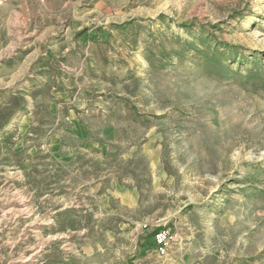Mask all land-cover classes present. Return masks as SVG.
Instances as JSON below:
<instances>
[{
    "label": "rangeland",
    "instance_id": "rangeland-1",
    "mask_svg": "<svg viewBox=\"0 0 264 264\" xmlns=\"http://www.w3.org/2000/svg\"><path fill=\"white\" fill-rule=\"evenodd\" d=\"M0 264H264V0H0Z\"/></svg>",
    "mask_w": 264,
    "mask_h": 264
},
{
    "label": "built area",
    "instance_id": "built-area-1",
    "mask_svg": "<svg viewBox=\"0 0 264 264\" xmlns=\"http://www.w3.org/2000/svg\"><path fill=\"white\" fill-rule=\"evenodd\" d=\"M176 238V233L170 227L162 228L154 234L156 250L159 256L165 257L170 253Z\"/></svg>",
    "mask_w": 264,
    "mask_h": 264
}]
</instances>
